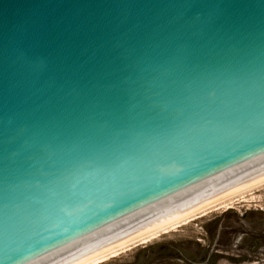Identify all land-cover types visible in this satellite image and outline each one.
Instances as JSON below:
<instances>
[{
	"label": "water",
	"instance_id": "obj_1",
	"mask_svg": "<svg viewBox=\"0 0 264 264\" xmlns=\"http://www.w3.org/2000/svg\"><path fill=\"white\" fill-rule=\"evenodd\" d=\"M262 85L264 0H0V264H85L263 183Z\"/></svg>",
	"mask_w": 264,
	"mask_h": 264
},
{
	"label": "rangeland",
	"instance_id": "obj_2",
	"mask_svg": "<svg viewBox=\"0 0 264 264\" xmlns=\"http://www.w3.org/2000/svg\"><path fill=\"white\" fill-rule=\"evenodd\" d=\"M99 264H264V185Z\"/></svg>",
	"mask_w": 264,
	"mask_h": 264
},
{
	"label": "bare ground",
	"instance_id": "obj_3",
	"mask_svg": "<svg viewBox=\"0 0 264 264\" xmlns=\"http://www.w3.org/2000/svg\"><path fill=\"white\" fill-rule=\"evenodd\" d=\"M262 185H264V182L259 184V185L254 186V187H252L250 189H247V190H245V191H243L241 193H238V194H236L234 196H231V197H229V198H227L225 200H222V201H220V202H218L216 204H213V205H211V206H209L207 208H204V209H202V210H200V211H198V212H196V213H194V214H192L190 216H187V217H185V218H183V219H181V220H179V221H177V222H175L173 224H170V225H168V226H166V227H164V228H162V229H160V230H158L156 232H153V233H151V234H149L147 236H144V237H142V238H140L138 240H135V241H133L131 243H128V244H126V245H124L122 247H119V248H117L115 250H112V251L106 253V254H103V255H101V256H99V257H97V258H95V259H93V260H91V261H89V262H87L85 264H99V263H101L103 261H106V260L110 259L111 257H114V256H116V255H118V254H120L122 252H125L126 250L130 249L131 247H133L135 245L147 243V242H149L150 240H152L153 238L157 237L160 234L167 233V232L173 230L174 228H177V227H180L182 225H185L189 221L194 220V219L202 216V213L204 211H207V210H209L211 208H214L216 206H220V205L223 204V206H220L219 208L229 209L230 207L233 206L234 203H237V202L240 203V202L254 201L252 199H254L255 196H251L250 198L249 197L247 198L244 194L249 192V191H251V190H253V189H255V188H257V187H259V186H262Z\"/></svg>",
	"mask_w": 264,
	"mask_h": 264
},
{
	"label": "snow or ice",
	"instance_id": "obj_4",
	"mask_svg": "<svg viewBox=\"0 0 264 264\" xmlns=\"http://www.w3.org/2000/svg\"><path fill=\"white\" fill-rule=\"evenodd\" d=\"M261 91H264V85H262ZM247 106H248V109H249L250 113H254L255 112L256 102H255L254 95L250 94V97H249V99L247 101ZM247 127H248V131L250 133H252V134L255 133L256 121H255V117L254 116H252L248 120ZM14 215H15V213H14ZM9 219L10 218H7L6 228L12 227V225L9 224Z\"/></svg>",
	"mask_w": 264,
	"mask_h": 264
}]
</instances>
